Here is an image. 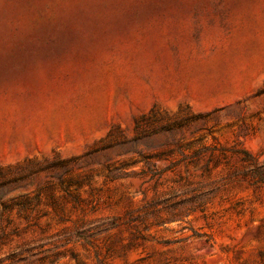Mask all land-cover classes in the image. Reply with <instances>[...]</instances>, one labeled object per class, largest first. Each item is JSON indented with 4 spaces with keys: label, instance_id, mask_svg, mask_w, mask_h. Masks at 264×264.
Masks as SVG:
<instances>
[{
    "label": "rangeland",
    "instance_id": "374dc122",
    "mask_svg": "<svg viewBox=\"0 0 264 264\" xmlns=\"http://www.w3.org/2000/svg\"><path fill=\"white\" fill-rule=\"evenodd\" d=\"M257 168L264 0H0V264H264Z\"/></svg>",
    "mask_w": 264,
    "mask_h": 264
},
{
    "label": "trees",
    "instance_id": "16d2710c",
    "mask_svg": "<svg viewBox=\"0 0 264 264\" xmlns=\"http://www.w3.org/2000/svg\"><path fill=\"white\" fill-rule=\"evenodd\" d=\"M243 155L241 157V160L244 161V162H248L249 165H255L256 164V161H255V158L252 154H250L249 152H246V151H242ZM254 174L255 176H257L259 178L260 181H263L264 182V176L262 175V173L259 171V169H255L254 171Z\"/></svg>",
    "mask_w": 264,
    "mask_h": 264
}]
</instances>
